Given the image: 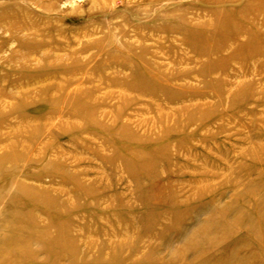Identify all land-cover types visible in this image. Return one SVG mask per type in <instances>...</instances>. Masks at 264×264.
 <instances>
[{
	"label": "rangeland",
	"instance_id": "1",
	"mask_svg": "<svg viewBox=\"0 0 264 264\" xmlns=\"http://www.w3.org/2000/svg\"><path fill=\"white\" fill-rule=\"evenodd\" d=\"M0 264H264V0H0Z\"/></svg>",
	"mask_w": 264,
	"mask_h": 264
}]
</instances>
